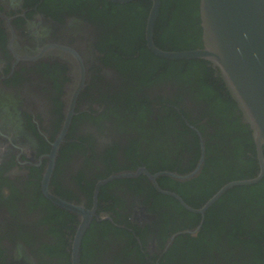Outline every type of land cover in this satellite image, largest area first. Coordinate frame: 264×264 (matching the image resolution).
<instances>
[{
  "label": "flooded vegetation",
  "instance_id": "flooded-vegetation-1",
  "mask_svg": "<svg viewBox=\"0 0 264 264\" xmlns=\"http://www.w3.org/2000/svg\"><path fill=\"white\" fill-rule=\"evenodd\" d=\"M147 1V13L142 5L132 18L123 11L112 16L105 3H127L108 0H0V264H72L80 218L55 205L43 181L66 121V99L81 79L85 85L47 187L50 195L97 211L82 238L81 264L251 263L254 250L233 244L231 230L222 233L217 224L211 233L203 230L209 209L234 187L201 214L159 192L144 173L110 178L140 168L187 174L204 157L191 179H156L162 190L200 209L225 184L253 178L260 168L250 131L253 147L246 149L231 125L243 126L237 107L230 121L217 117L211 99L201 97L198 73L178 82L136 79L141 72L129 60L139 57L137 45L161 58L146 42L152 0ZM161 8L154 41L164 49L170 15H161ZM128 92L137 105L125 101ZM130 107L136 115H130ZM219 157L228 164H217ZM236 166L244 176L232 169ZM254 185H240L246 187L245 196ZM241 212L260 234L264 253V227L258 226L264 223L263 206L249 205ZM201 233L210 236L209 251L189 261L179 253Z\"/></svg>",
  "mask_w": 264,
  "mask_h": 264
},
{
  "label": "water",
  "instance_id": "water-1",
  "mask_svg": "<svg viewBox=\"0 0 264 264\" xmlns=\"http://www.w3.org/2000/svg\"><path fill=\"white\" fill-rule=\"evenodd\" d=\"M108 1L128 3L136 0ZM160 8L161 0H152L145 30L147 46L161 58L173 61L204 60L217 71L231 99L236 104L243 126L251 133L259 161V172L253 178L232 180L225 184L200 209L188 206L179 195L162 190L156 179L161 175L180 180L191 179L200 171L204 157L198 168L187 174L174 172L152 174L146 168H140L136 172H124L110 178L137 177L144 173L159 192L175 196L190 211L205 214L208 208L232 187L256 184L264 178V0H199L201 46L189 50H165L156 45L154 29ZM79 61L78 67L84 77L85 64L82 58H79ZM84 85V80L81 79L70 89L71 92L66 99V121L61 135L53 144L50 163L43 181L47 197L58 207L74 213L80 218V224L72 242V264H81L82 238L92 219L97 217V211L95 208L89 210L78 203L68 202L50 195L47 187L53 174L58 149L68 132L74 115L75 103ZM203 149L205 151V145H203ZM104 183L106 181L100 184ZM196 232L195 229L191 233Z\"/></svg>",
  "mask_w": 264,
  "mask_h": 264
},
{
  "label": "trees",
  "instance_id": "trees-1",
  "mask_svg": "<svg viewBox=\"0 0 264 264\" xmlns=\"http://www.w3.org/2000/svg\"><path fill=\"white\" fill-rule=\"evenodd\" d=\"M147 2L149 3L147 0H136L123 4L122 6L105 3V8L111 13H114L112 16L115 15V17H117V12L123 11L129 14L130 17L134 18V16H136L134 12L141 10L142 5H145V12L147 13L149 10ZM162 14L170 15L169 18H166L168 25L164 27V42L162 47L165 50H189L201 46L199 0H162L161 15ZM108 19L113 23L116 21L117 23L119 22V19H113L112 17H108ZM179 24L180 27L178 26ZM141 25L142 29H144L145 19ZM128 27H130L129 24ZM114 37H112L111 41L121 43L119 38ZM136 49L139 57L129 60V63L132 67H135L134 70L141 72L136 77L138 81H141V79L143 81H148V83L165 82L167 80H173L174 82H178L179 80L187 81L188 77L192 76L193 73H198L201 81L199 89L201 97L204 96L208 97L209 100L211 99L212 111L217 114V117L225 116V119L230 121L232 114L235 115L236 104L233 102L230 95L228 96L224 92V87L221 84L219 76L215 75L214 69L209 66L207 61L197 59L173 61L152 56L148 53V49L145 46L140 47L137 45ZM154 74H158L159 76L158 78L151 80ZM125 101L137 105L135 102V95L131 92L127 93ZM128 112L131 116L137 114L136 109L133 107H130ZM239 121L240 119L238 118V122ZM231 125L236 134L240 135V139L244 142V147L246 149H251L253 143L247 128L235 125L233 122ZM234 138L239 140V137ZM222 141L225 140L222 139ZM219 161L223 166L228 164L225 157L218 158L217 164L221 165ZM243 162L244 161H242V163ZM241 168V166L232 167V169L241 172L239 175H243ZM232 178L233 177H230L228 180H231ZM245 188L246 187L243 186L234 187L232 191H229L227 195L223 196L213 207H211L207 213L203 230L204 232L208 231L211 233V230H215L216 224L218 225V228H221L222 233L225 232V229H228V231L231 230L228 232V236L233 244L241 245L245 250L248 248L254 250L253 256H251L253 262L251 261V263H249L264 264V253H262V247L257 241L260 234H258L257 231L252 230L251 225L248 223V219L245 223V219L242 217L245 214L244 212H241V210L247 211L249 205L254 204L262 205L264 211V178L254 186H248V188H251L250 192L246 194L248 196L244 195L246 191ZM235 190L241 191L242 195L240 194L236 196L233 193ZM241 196H243L242 201H240L242 199ZM238 212H240V214ZM258 226L264 227V223L258 224ZM262 233L264 235V229ZM209 237L210 236H205V234L201 233L196 239L190 238L186 243L185 250L178 253L180 255L184 254L183 256L189 261L197 260L199 254H206L209 251ZM174 253L177 252L174 251Z\"/></svg>",
  "mask_w": 264,
  "mask_h": 264
}]
</instances>
